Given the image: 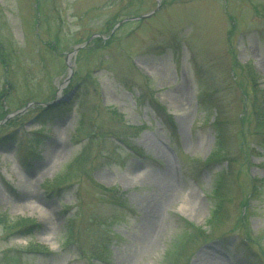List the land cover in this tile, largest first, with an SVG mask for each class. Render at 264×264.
I'll return each instance as SVG.
<instances>
[{
  "label": "rangeland",
  "instance_id": "374dc122",
  "mask_svg": "<svg viewBox=\"0 0 264 264\" xmlns=\"http://www.w3.org/2000/svg\"><path fill=\"white\" fill-rule=\"evenodd\" d=\"M157 7L158 0H40L37 13V0H0V43L13 84L5 106L14 113L25 101L39 103L0 125V213L39 225L25 238L8 237L0 227V264H90L81 248L89 249L94 232L110 241L105 264H262L257 252L244 251L242 231L232 232L251 179L264 180V150L255 144L247 163L241 157L231 170L234 202L216 239L196 243L177 263L171 254L183 232L192 231L186 223L208 229L211 192L229 168L223 161L203 165L216 145L212 124L219 115L229 124L232 149H239L236 121L243 106L248 113L251 106L234 83L252 90L249 67L264 89V0H161L149 18L109 29ZM110 32V46L86 44ZM77 48L70 76L66 61ZM5 79L0 61V92ZM148 92L156 104L140 98ZM54 99L60 101L41 115L39 108ZM157 104L173 116L175 129L156 116ZM82 120L85 132L78 135ZM126 125L143 127L130 141L146 159L116 139ZM249 127L248 118L246 134ZM22 137L32 141L25 150ZM29 147L37 155L23 167ZM84 150L90 152L85 173L74 170L62 191L47 190ZM97 184L120 189L130 210L101 201ZM250 213L251 234L264 248V186ZM75 214L80 244L66 246Z\"/></svg>",
  "mask_w": 264,
  "mask_h": 264
},
{
  "label": "trees",
  "instance_id": "16d2710c",
  "mask_svg": "<svg viewBox=\"0 0 264 264\" xmlns=\"http://www.w3.org/2000/svg\"><path fill=\"white\" fill-rule=\"evenodd\" d=\"M40 0H37V13H40L39 8ZM116 23H112L110 26V30L114 28ZM113 27V28H112ZM112 28V29H111ZM111 35V32L109 33ZM112 39L105 41L101 38H96L94 40V47L100 48V47H107L110 46L112 43ZM56 41H58L56 39ZM50 47L53 50L55 47ZM0 61L3 67L5 68V84L7 87L0 92V122L3 121L7 115L9 114L8 109H6L5 103L8 101L7 98L10 96V89L13 88V84L10 81L9 78V72H10V61H9V55L7 52L3 50V46L0 43ZM247 74L246 77L248 78L249 82H253L254 84L252 86V90L250 92H246L244 90V100L245 102H249L251 106V111L248 113V106H243L244 108L241 109L240 114L238 115L237 121H236V127H237V139L239 141V149L231 147V143L229 142V134H228V122L226 119L222 118V116H218L215 119V122L213 124L215 133H216V146L215 150L212 153L211 157L206 161L207 165H210L212 162H214V158H217V160H223L228 163L227 170L225 173L220 174L219 178L217 179L215 186L212 190V197L215 200L214 208L211 211L210 218L207 222L208 229H204L202 227H196L193 224H187V226L192 230L189 232H183L182 241L179 243V247L176 248L175 251L172 252L171 256L173 257L172 260L174 263H177L179 259L185 258L187 256V253L190 252L191 249L195 246L196 243L199 242H209L216 239V234L218 230L223 227L228 220L230 219V212H228L229 207L228 204L234 202L233 197L231 194L229 186V180H231L234 183L237 182V175H231L233 171V167L235 164L238 163V160L243 157L244 159H247L250 155H253L255 152L254 144L257 147H260L264 150V89H258L257 85L255 84V74L254 71L247 67L246 69ZM245 76V74H244ZM240 85V84H239ZM144 98V97H143ZM154 98V97H152ZM32 103L31 101H25L24 105L18 109L17 111L25 108L28 104ZM160 111L157 110V112L161 115H164V118L167 120L170 127L174 128V122L171 116H168L166 113V110L162 107H157ZM41 111V115L45 113L47 110L39 108ZM114 116H118L122 118L121 115H119L116 111H113ZM252 117V118H251ZM250 119L252 122V127H249L248 134H246L245 131V122L246 120ZM117 119V118H116ZM120 120V119H118ZM15 121H10L8 125H13ZM127 126V125H126ZM84 120L81 121V124L79 126L78 135H81L85 132L84 128ZM124 127V126H123ZM125 132L122 133L123 137L120 135H116L115 137L122 142L126 143L128 146L131 147V149L139 156H143V152L138 149L136 146L132 145L129 140L130 137L138 136V134L141 132V128L134 127V126H127L124 127ZM41 134H39L40 136ZM23 140H20V148L25 150V144H29L32 141L26 140L24 137H22ZM250 140V141H249ZM36 143L40 142V139L33 140ZM253 142V147H251L249 142ZM34 147H29L27 149V153H24V156L28 158H33L32 156H35L36 152L33 151ZM90 152L88 150H84V152L81 153V155L75 159L72 163L68 165V171L65 173V175L58 176L54 181L53 185H46V189L50 190V192H57L62 191L61 189L62 185L71 180L75 175H73V171H79L81 172L87 162L89 161ZM216 156V157H215ZM248 159L243 162V164L247 163ZM23 166H26V160L23 159ZM232 170V171H231ZM81 173H85L83 170ZM231 175V176H230ZM240 178V173H239ZM264 186V180L261 179H251V188L248 194L245 195L244 199L240 202V211L237 216V222L236 225L233 228L232 232L236 231H242L243 236L241 240V246L243 247L245 252H250L249 256H253L252 252H257L256 258L258 257V261L262 264H264V248L260 247L259 243L254 239V237L251 234V230L249 227V217H250V202L253 198L257 197L259 192L262 190ZM96 192L99 194V198L101 201L111 205L114 208L120 209V210H130V207L127 206V200L125 199L124 194L121 192L120 189L114 188V187H104L101 185H96ZM228 208V209H227ZM82 210V205L79 203L78 211L80 212ZM79 214H75L74 218H72L69 221L68 224V232L69 237L66 240V244H80L78 242L76 230L78 229V216ZM105 226V225H103ZM0 227L4 229V232L6 236H14V237H29L33 236L37 233L39 230V225L32 219H16L14 221H10L9 218L6 216V214L0 213ZM91 242L89 249L86 251L81 248V256L85 259H87L90 264H105L108 263V257L110 256V250L111 245L108 238L104 237V234H101L99 232H94L93 236L90 237ZM259 246V249L255 251L252 250L254 246ZM38 251L39 248H35L34 252ZM189 258V257H188ZM187 258V260H188ZM187 262V261H186ZM187 264V263H186Z\"/></svg>",
  "mask_w": 264,
  "mask_h": 264
},
{
  "label": "water",
  "instance_id": "95a60500",
  "mask_svg": "<svg viewBox=\"0 0 264 264\" xmlns=\"http://www.w3.org/2000/svg\"><path fill=\"white\" fill-rule=\"evenodd\" d=\"M159 8H160V4H159V6H158V9H159ZM153 14H154V13H151V14L145 15V16L140 17V18H137V19H129V20H125V21L121 22L120 24H118L116 28H118L119 26H121L123 23H125V22H127V21H132V20H139V19H143V18H148V17L152 16ZM78 50H79V49H75V50H74V51H73L68 57H69V58L72 57L75 53L78 52ZM69 58H68V60H69ZM68 68H69V70H70V76H71V75H72V65H71V63H70L69 61H68ZM57 103H58V100L56 99L53 103H51V104H47V105H45V106H46V107H53V106H56ZM13 116H15V114H12V115H10L9 117H7V118L5 119V121L2 122L1 124L5 123L8 119L12 118ZM1 124H0V125H1Z\"/></svg>",
  "mask_w": 264,
  "mask_h": 264
},
{
  "label": "bare ground",
  "instance_id": "6f19581e",
  "mask_svg": "<svg viewBox=\"0 0 264 264\" xmlns=\"http://www.w3.org/2000/svg\"><path fill=\"white\" fill-rule=\"evenodd\" d=\"M173 190H174V189H173V187H169V191H171V192H172Z\"/></svg>",
  "mask_w": 264,
  "mask_h": 264
}]
</instances>
